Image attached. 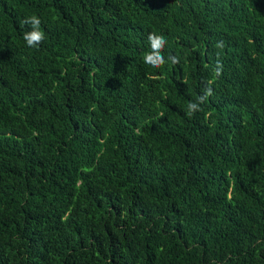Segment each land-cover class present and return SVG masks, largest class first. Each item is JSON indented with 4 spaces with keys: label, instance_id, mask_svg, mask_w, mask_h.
Masks as SVG:
<instances>
[{
    "label": "trees",
    "instance_id": "16d2710c",
    "mask_svg": "<svg viewBox=\"0 0 264 264\" xmlns=\"http://www.w3.org/2000/svg\"><path fill=\"white\" fill-rule=\"evenodd\" d=\"M0 264H264V0H0Z\"/></svg>",
    "mask_w": 264,
    "mask_h": 264
},
{
    "label": "clouds",
    "instance_id": "9594fccd",
    "mask_svg": "<svg viewBox=\"0 0 264 264\" xmlns=\"http://www.w3.org/2000/svg\"><path fill=\"white\" fill-rule=\"evenodd\" d=\"M22 23L28 24L31 26V30L24 33L23 39L29 47H36L44 40V33L40 30L41 20L40 18L33 14L26 17ZM148 42L151 47V51L146 53L143 57L144 63L151 66L152 68H160L165 64V58L162 55L163 49L167 43L163 35L157 34L155 32H150L148 34ZM218 47H222L223 44L220 42ZM173 64L178 63L176 57H169ZM215 75L219 76L222 71V65L217 64L215 68ZM212 95V88L206 87L204 90V95L199 97L198 102H189L187 105V114L191 116L196 111L200 110V104L207 100L209 96Z\"/></svg>",
    "mask_w": 264,
    "mask_h": 264
}]
</instances>
